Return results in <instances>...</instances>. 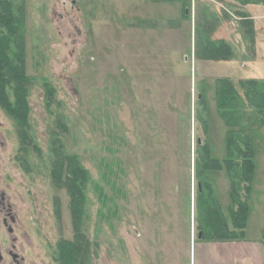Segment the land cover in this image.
Returning a JSON list of instances; mask_svg holds the SVG:
<instances>
[{"label": "rangeland", "instance_id": "obj_1", "mask_svg": "<svg viewBox=\"0 0 264 264\" xmlns=\"http://www.w3.org/2000/svg\"><path fill=\"white\" fill-rule=\"evenodd\" d=\"M18 1L31 78L27 141L0 106V189L28 222L34 253L40 245L42 264H57L58 243L76 234L64 177L57 185L50 175L61 146L88 175L78 223L91 243L89 264H200V242L190 249L198 235L194 146L208 143L222 162L227 127L217 83L264 80V1ZM200 37L225 41L233 56L206 57ZM202 94L205 127L195 119L198 112L204 120ZM252 130L246 235L255 240L264 220V126ZM208 177L227 215L228 174Z\"/></svg>", "mask_w": 264, "mask_h": 264}, {"label": "trees", "instance_id": "obj_2", "mask_svg": "<svg viewBox=\"0 0 264 264\" xmlns=\"http://www.w3.org/2000/svg\"><path fill=\"white\" fill-rule=\"evenodd\" d=\"M244 23L251 25L247 19H244ZM25 25L24 7L19 1L0 0V106L16 121L23 140L27 141V97L31 78L25 72ZM208 26L210 24L207 23ZM201 40L206 57L225 60L233 56L232 49L225 41L211 38ZM203 101V94L199 95V111L204 114ZM216 104L227 127V156L222 162L219 161L212 155L208 143L202 144L197 140L194 151V220L203 240L235 241L245 237L250 211L255 167L252 129L258 125L264 126V80L244 79L237 83L230 79L220 80L216 88ZM195 119L202 121V127H205V114L204 120H201L197 112ZM53 153L60 157L52 164L50 175L57 185L64 177L76 232L73 240L62 239L58 243L55 261L57 264H89L91 243L80 231L78 223L83 212L82 189L88 180L87 171L75 157L64 154L61 146ZM219 169L226 170L230 182L227 215L217 202L215 185L208 177V173ZM262 243L264 245V229Z\"/></svg>", "mask_w": 264, "mask_h": 264}, {"label": "crops", "instance_id": "obj_3", "mask_svg": "<svg viewBox=\"0 0 264 264\" xmlns=\"http://www.w3.org/2000/svg\"><path fill=\"white\" fill-rule=\"evenodd\" d=\"M247 1L250 4H254L260 8H263L262 3L264 0H247ZM192 159L194 164V154L192 155ZM192 180L193 182H192V192L190 196V213L192 215V223L193 225L196 226L194 220V214H195L194 173L192 174ZM247 229H248V225L246 226L245 229V237L241 240L239 239L235 241L203 240L202 235L199 233L196 236V241L194 240V238H192V244L190 246V249L193 248L195 249V246H197V241L200 242V243L198 242L199 243L198 248L195 249L200 254V258H201L199 262L200 264H264V245L262 243L264 220H263L262 231L260 232V236H258L257 239L253 238L255 240H251L252 237L248 239V236L246 235ZM199 235H201L200 238Z\"/></svg>", "mask_w": 264, "mask_h": 264}, {"label": "flooded vegetation", "instance_id": "obj_4", "mask_svg": "<svg viewBox=\"0 0 264 264\" xmlns=\"http://www.w3.org/2000/svg\"><path fill=\"white\" fill-rule=\"evenodd\" d=\"M28 222L9 195L0 189V264H42V251L34 253Z\"/></svg>", "mask_w": 264, "mask_h": 264}, {"label": "built area", "instance_id": "obj_5", "mask_svg": "<svg viewBox=\"0 0 264 264\" xmlns=\"http://www.w3.org/2000/svg\"><path fill=\"white\" fill-rule=\"evenodd\" d=\"M190 2H191V5L193 6L195 1L194 0H190Z\"/></svg>", "mask_w": 264, "mask_h": 264}, {"label": "water", "instance_id": "obj_6", "mask_svg": "<svg viewBox=\"0 0 264 264\" xmlns=\"http://www.w3.org/2000/svg\"><path fill=\"white\" fill-rule=\"evenodd\" d=\"M201 237V235H199V238Z\"/></svg>", "mask_w": 264, "mask_h": 264}]
</instances>
